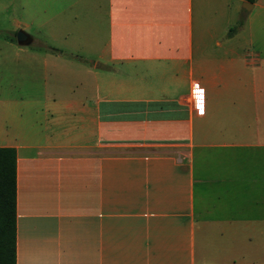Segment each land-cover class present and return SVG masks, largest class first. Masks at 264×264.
Returning <instances> with one entry per match:
<instances>
[{
  "label": "crops",
  "instance_id": "crops-1",
  "mask_svg": "<svg viewBox=\"0 0 264 264\" xmlns=\"http://www.w3.org/2000/svg\"><path fill=\"white\" fill-rule=\"evenodd\" d=\"M236 2L52 0L0 41L15 264H264V0Z\"/></svg>",
  "mask_w": 264,
  "mask_h": 264
},
{
  "label": "rangeland",
  "instance_id": "rangeland-1",
  "mask_svg": "<svg viewBox=\"0 0 264 264\" xmlns=\"http://www.w3.org/2000/svg\"><path fill=\"white\" fill-rule=\"evenodd\" d=\"M244 3L236 2L234 7L243 11ZM55 4L52 0H0V41L9 40L16 44L15 36L18 31L35 39H45V32L40 27L43 12H57L59 4ZM3 49L0 47V59L5 56L1 54ZM1 83L2 80L0 85ZM8 83L9 79L2 85L8 86Z\"/></svg>",
  "mask_w": 264,
  "mask_h": 264
},
{
  "label": "trees",
  "instance_id": "trees-1",
  "mask_svg": "<svg viewBox=\"0 0 264 264\" xmlns=\"http://www.w3.org/2000/svg\"><path fill=\"white\" fill-rule=\"evenodd\" d=\"M15 260L16 152L12 148H0V264H15Z\"/></svg>",
  "mask_w": 264,
  "mask_h": 264
},
{
  "label": "water",
  "instance_id": "water-1",
  "mask_svg": "<svg viewBox=\"0 0 264 264\" xmlns=\"http://www.w3.org/2000/svg\"><path fill=\"white\" fill-rule=\"evenodd\" d=\"M247 5H248L250 8H251V6H252L251 3H244V4H243V8L246 9V10L249 9V7H248ZM15 39H16V42H17L18 45H25V44L27 43V40H28V35L25 34V33L22 32V31H18V32L16 33Z\"/></svg>",
  "mask_w": 264,
  "mask_h": 264
},
{
  "label": "built area",
  "instance_id": "built-area-1",
  "mask_svg": "<svg viewBox=\"0 0 264 264\" xmlns=\"http://www.w3.org/2000/svg\"><path fill=\"white\" fill-rule=\"evenodd\" d=\"M191 92L195 98H201L204 94L203 89L196 83L192 85Z\"/></svg>",
  "mask_w": 264,
  "mask_h": 264
}]
</instances>
